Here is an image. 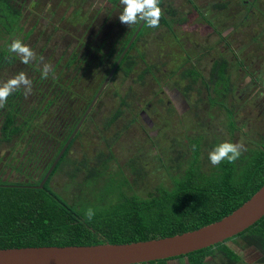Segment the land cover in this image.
<instances>
[{
    "label": "rangeland",
    "instance_id": "374dc122",
    "mask_svg": "<svg viewBox=\"0 0 264 264\" xmlns=\"http://www.w3.org/2000/svg\"><path fill=\"white\" fill-rule=\"evenodd\" d=\"M12 2L21 6V17L11 31H0V49L8 51L19 39L36 59L25 65L13 54L12 63L0 66V84L20 72L32 81L30 95L21 88L10 107L0 109V123L9 107L21 125L7 140L0 135V181L38 183L113 65L120 47L116 40L122 33L131 34L137 24L119 21L120 0L114 5L109 0ZM159 6L166 11V24L141 27L129 51L136 61L133 69L127 76L121 70L110 76L61 154L64 159L59 163V157L44 181L66 204L90 207L113 201L119 190L145 197L157 186L170 187L177 171L174 160L183 163L191 150L189 139L198 140L205 172L212 167L208 153L216 145L243 143L248 150L264 140V94L250 83L253 74L264 76V0H160ZM216 58L228 63L231 85L222 104L211 84L202 79L186 84L178 76L192 65L207 80ZM146 64L153 67L139 76ZM44 65L50 66L47 78H42ZM186 85L190 87L185 90ZM54 94L52 105H44ZM122 97L125 104L119 105ZM225 107L231 111L229 118ZM116 108L120 114L105 126ZM38 109L37 119L26 128L24 120ZM55 112L66 117L62 136L54 129ZM87 168H94L91 175ZM226 244L238 254L236 264H264L256 262L253 248L240 247L239 240ZM219 259L216 253L205 264H218Z\"/></svg>",
    "mask_w": 264,
    "mask_h": 264
},
{
    "label": "trees",
    "instance_id": "16d2710c",
    "mask_svg": "<svg viewBox=\"0 0 264 264\" xmlns=\"http://www.w3.org/2000/svg\"><path fill=\"white\" fill-rule=\"evenodd\" d=\"M109 1L115 4V0ZM20 17V5L13 3L12 0H0L1 32L11 31ZM160 24H166L163 15ZM120 50L121 47L116 52L114 60ZM128 51L121 57L113 74L121 70L127 76L133 69V55L128 54ZM13 60V54L6 49H0V66L8 65ZM147 69L149 66L145 65L139 76ZM227 69L225 59H215L207 80L201 78L204 84L212 85L214 96L218 98L217 103L220 104L222 96L231 88ZM183 74L191 75L189 81L191 84L197 73L194 69H188ZM14 94L8 97L6 104L9 107ZM54 96L55 94L50 95L44 105L53 103ZM213 100L214 97L209 98L210 102H214ZM123 104L124 97L119 101V105ZM9 107L3 110L0 123V135L3 140L21 131V125L15 120V112ZM224 110L229 118L230 109L225 107ZM40 111L36 110L35 115L24 120L26 128L37 119L36 114ZM120 112L121 109L116 108L106 119L105 126L109 125ZM229 126L231 129L230 120ZM67 135L59 144V148ZM188 143L191 150L184 157L183 163L179 159L174 160L177 171L171 175L170 187L157 186L145 197L128 195L119 190L113 201L78 208L66 204L46 186V182L37 187V183L0 181V247L124 243L168 236L219 219L240 205L264 182V140L243 152L235 163L223 161L217 167L212 166L207 172L200 168L198 140L189 139ZM63 159L61 156L59 163ZM180 164L183 165L179 170ZM81 165L83 166L82 161ZM90 169L87 168L86 171L89 175L94 168ZM88 209L94 212L91 221L85 215ZM228 240H239L240 247L253 248L257 253L256 262L264 263V215L222 242L183 255L140 264H168L171 259L180 260V264H205L206 259L216 253L220 256L218 264H236L238 254L226 244Z\"/></svg>",
    "mask_w": 264,
    "mask_h": 264
},
{
    "label": "water",
    "instance_id": "95a60500",
    "mask_svg": "<svg viewBox=\"0 0 264 264\" xmlns=\"http://www.w3.org/2000/svg\"><path fill=\"white\" fill-rule=\"evenodd\" d=\"M140 22L98 86L83 114L67 136L37 187H41L82 119L109 80L132 41ZM264 215V182L240 205L217 220L168 236L124 243L102 242L87 245H37L0 247V264H140L183 255L232 237Z\"/></svg>",
    "mask_w": 264,
    "mask_h": 264
},
{
    "label": "clouds",
    "instance_id": "9594fccd",
    "mask_svg": "<svg viewBox=\"0 0 264 264\" xmlns=\"http://www.w3.org/2000/svg\"><path fill=\"white\" fill-rule=\"evenodd\" d=\"M122 5L121 14L118 16L122 24L131 26L144 22L149 28H158L163 11L159 6L160 0H120ZM8 51L20 58L21 63L27 65L34 59V51L19 39L13 40ZM41 59H43L41 57ZM50 72V66L44 65L42 78H47ZM23 88L27 97L32 91V81L24 72H20L6 82L0 84V109H3L7 103L8 97L15 91ZM247 151L243 143L222 142L216 145L209 153L208 159L213 167L219 166L223 161L235 163ZM86 218L91 221L94 216L92 209L85 213Z\"/></svg>",
    "mask_w": 264,
    "mask_h": 264
},
{
    "label": "flooded vegetation",
    "instance_id": "af4514ba",
    "mask_svg": "<svg viewBox=\"0 0 264 264\" xmlns=\"http://www.w3.org/2000/svg\"><path fill=\"white\" fill-rule=\"evenodd\" d=\"M164 10V12H166L165 11V9H163ZM166 10H168V9H166ZM163 12V13H164ZM138 25H139V23H137V26H136V28L132 31V33L130 34V35H126V33H122V36H120L117 40H116V42L117 43H120V47H121V50L118 52V55L120 54V52L122 51V49H123V47L125 46V44L127 43V41L129 40V38L131 37V35L135 32V30L137 29V27H138ZM161 25V24H160ZM142 26H144V22L141 24V26L138 28V30L136 31V33H135V35H134V37H133V39H132V41L130 42V44H129V46L127 47V49H126V51L124 52V54L128 51V49H129V51H130V48H132L133 47V45L135 44V42H136V39L139 37V34H138V32L140 31V29H141V27ZM125 30V29H124ZM123 32V31H122ZM128 36V37H127ZM128 38L127 40H126V42H124V39L125 38ZM119 47V48H120ZM119 50V49H118ZM129 51H128V54H130L129 53ZM123 54V55H124ZM140 55H142V54H140ZM234 54H231V56H233ZM118 57V56H117ZM133 59H134V56H133ZM216 59H218V58H216ZM116 60V59H115ZM115 60H114V62H115ZM213 60H215V59H213ZM213 60L211 61V65H212V63H213ZM113 62V63H114ZM119 63V62H118ZM136 63V61H135V59H134V64ZM240 63H241V61H240ZM228 64V63H227ZM147 65V64H146ZM149 66V69H151L152 67H153V65H151V67H150V64L148 65ZM111 67V66H110ZM117 67V66H116ZM116 67H115V69H116ZM114 69V70H115ZM188 69H194L195 71H196V78H195V80H197V79H201L202 78V76L201 75H199V72L196 70V68L194 67V66H189L188 68H185V69H183L182 71H180L179 72V78L180 77H182V78H185V79H187V83L186 84H188L189 83V81L191 80V75H185V74H183V72L185 71V70H188ZM109 70V69H108ZM228 70V69H227ZM107 73V72H106ZM113 73H114V71H113ZM113 73L111 74V76L113 75ZM209 74H210V72H209ZM261 74V73H260ZM229 76V75H228ZM155 77V76H154ZM251 79H252V81L250 82V83H255V85H256V87L255 88H257V87H259L258 89H260L261 90V92H262V94H264V76H261V75H256V74H253L252 75V77H251ZM261 82V83H260ZM187 87L185 88V90L186 89H188V87H190V85H186ZM231 86V85H230ZM230 90H231V88H230ZM57 91H59V90H57ZM59 98H60V96H57L56 97V99L59 101ZM96 100H97V98H96ZM95 100V101H96ZM257 100V99H256ZM95 101H94V103H93V105L90 107V109L88 110V112L85 114V116H84V118L82 119V121H81V123H80V125H79V127H78V129L76 130V132L74 133V135L75 134H77L78 133V130L80 129V127H81V125L83 124V122L85 121V119H86V117L88 116V114H89V112H90V110H91V108H93V106H94V104H95ZM59 107V106H58ZM86 107H87V105H86ZM86 107H84V108H81V110H80V114H78V116H77V119L75 120V119H73V121H74V125H73V127L75 126V124L77 123V121L79 120V118L81 117V115L83 114V112H84V110L86 109ZM260 110H263V112H264V104H263V106L260 104ZM71 120H72V116H71ZM66 121V117H65V115H57V113L55 112V115H54V122L53 123H56V124H54V129L57 131L56 133H57V136L59 135V136H62V134H63V126L64 125H66L64 122ZM70 122V121H69ZM64 123V124H63ZM68 124V123H67ZM73 127H72V129H73ZM71 129V130H72ZM71 132V131H70ZM69 132V133H70ZM69 135V134H68ZM67 135V136H68ZM74 135H73V137H74ZM67 138V137H66ZM66 138H65V140H66ZM72 139V138H71ZM64 140V141H65ZM64 143V142H63Z\"/></svg>",
    "mask_w": 264,
    "mask_h": 264
}]
</instances>
